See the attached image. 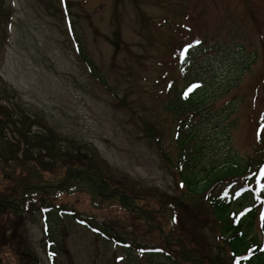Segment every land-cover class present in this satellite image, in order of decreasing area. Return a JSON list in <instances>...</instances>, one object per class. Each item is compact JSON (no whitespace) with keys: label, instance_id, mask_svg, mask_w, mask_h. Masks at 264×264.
<instances>
[{"label":"rangeland","instance_id":"rangeland-1","mask_svg":"<svg viewBox=\"0 0 264 264\" xmlns=\"http://www.w3.org/2000/svg\"><path fill=\"white\" fill-rule=\"evenodd\" d=\"M0 10L10 13L0 134L12 138L3 112L16 103L13 120L28 116L29 132L49 129L97 161L151 218L116 200L94 208L82 192L51 213L5 212L0 264H264V176L255 194L238 180L264 165V0H0ZM34 164L12 177L38 172L52 185L65 173ZM14 189L0 172V192Z\"/></svg>","mask_w":264,"mask_h":264},{"label":"trees","instance_id":"trees-1","mask_svg":"<svg viewBox=\"0 0 264 264\" xmlns=\"http://www.w3.org/2000/svg\"><path fill=\"white\" fill-rule=\"evenodd\" d=\"M10 13L0 10V20L7 22ZM78 52L82 49L77 46ZM80 54V53H79ZM87 67L90 68L92 76L96 77L95 70L83 54L79 55ZM98 79V78H97ZM100 81V79H98ZM101 82V81H100ZM4 116H8L5 113ZM4 119V118H3ZM12 125L10 133L12 138L8 139L5 134H0V161L3 165V177L11 183H14V193L0 192V215L5 212L13 213L17 217L23 216L26 212H32L35 205L38 204L40 208H53L54 202L62 195H70L75 193L88 194L90 203L94 208H99L104 201L109 204L116 200L119 206L123 209L130 210V213H136L142 220L151 219L148 213L145 215L140 212L137 206L131 205L128 200L127 193L119 188H112L107 181L102 179V176L94 163L88 165L86 171V161L89 157L77 150L71 153L68 149L64 150L61 147L60 139L52 132L47 131V135H29L28 125L23 121V127L17 126L18 121L9 120ZM1 122V121H0ZM6 121H2L5 124ZM27 128V129H25ZM6 129V125L4 127ZM38 151L36 156H33L34 150ZM38 156V157H37ZM47 159V161H45ZM28 162H35V167H40L42 171L55 172L59 168L65 169L72 167L73 170L68 175L63 173L62 178L56 179L57 184L52 186L44 184V181L38 172H33L24 178H13L14 169L25 166ZM16 164L15 166H12ZM49 164V168L44 167ZM56 176V175H55ZM66 180V183L64 181ZM20 191L22 193H20ZM24 194L23 198L21 195ZM46 199L51 205H46ZM39 208V209H40ZM138 209V210H135ZM132 213V214H133ZM75 212L73 216H75ZM138 217V218H139ZM143 217V218H142ZM89 226H91L89 224ZM101 228V226H98ZM98 229V228H97ZM101 234H105L100 230ZM117 240V238H111ZM118 241V240H117Z\"/></svg>","mask_w":264,"mask_h":264},{"label":"bare ground","instance_id":"bare-ground-1","mask_svg":"<svg viewBox=\"0 0 264 264\" xmlns=\"http://www.w3.org/2000/svg\"><path fill=\"white\" fill-rule=\"evenodd\" d=\"M228 159V158H227Z\"/></svg>","mask_w":264,"mask_h":264}]
</instances>
